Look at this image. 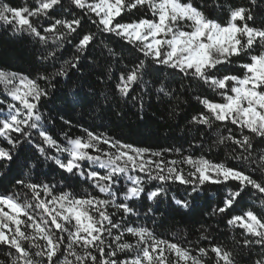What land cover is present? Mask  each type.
Masks as SVG:
<instances>
[{"label":"snow or ice","instance_id":"snow-or-ice-1","mask_svg":"<svg viewBox=\"0 0 264 264\" xmlns=\"http://www.w3.org/2000/svg\"><path fill=\"white\" fill-rule=\"evenodd\" d=\"M0 264H264V0H0Z\"/></svg>","mask_w":264,"mask_h":264},{"label":"trees","instance_id":"trees-1","mask_svg":"<svg viewBox=\"0 0 264 264\" xmlns=\"http://www.w3.org/2000/svg\"><path fill=\"white\" fill-rule=\"evenodd\" d=\"M149 115H151V111L149 112ZM170 123L175 124V121H170ZM181 123H186V122H183V121H182ZM155 127H156L155 125H152V130H153V131L155 130ZM177 134H179V133H177ZM161 136H163V130L161 131ZM150 142H151V141H150ZM160 143H161V144L175 143V141L161 140ZM184 146H185V148H187V144H185ZM209 156H210V158H214V154H212V153H210ZM221 227H223V226H221ZM230 238H231V233H229V239H230Z\"/></svg>","mask_w":264,"mask_h":264}]
</instances>
